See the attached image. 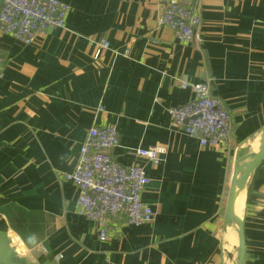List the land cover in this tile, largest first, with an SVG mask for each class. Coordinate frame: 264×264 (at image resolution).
Segmentation results:
<instances>
[{
    "label": "crops",
    "instance_id": "obj_1",
    "mask_svg": "<svg viewBox=\"0 0 264 264\" xmlns=\"http://www.w3.org/2000/svg\"><path fill=\"white\" fill-rule=\"evenodd\" d=\"M62 1L63 27L29 44L0 32V232L27 264H235L224 211L237 159L264 130V0H200L189 41L158 23L167 0ZM181 80L222 99L228 147H203L173 121L191 99ZM93 125L118 130L116 161L145 167L152 223L114 216L102 238L81 212L62 173ZM150 146L166 149L159 164L136 155ZM241 197L245 264H264V161Z\"/></svg>",
    "mask_w": 264,
    "mask_h": 264
},
{
    "label": "built area",
    "instance_id": "obj_2",
    "mask_svg": "<svg viewBox=\"0 0 264 264\" xmlns=\"http://www.w3.org/2000/svg\"><path fill=\"white\" fill-rule=\"evenodd\" d=\"M70 5L62 0H0V32L29 44L40 33L65 25ZM200 0H167L158 19L160 25L170 27L182 41L191 40L201 23ZM110 42L103 38L96 58ZM128 49L126 50V52ZM5 57L0 53V77ZM180 85L190 90L191 99L170 110L173 121L188 135L199 139L203 147H228L232 133L231 114L222 99L211 92L206 82ZM120 144L114 126H91L82 141L77 164L62 176L80 189L78 204L81 212L96 222L102 238L108 236V223L114 216L125 218L128 225L152 223L157 212L142 199L151 182L144 166L122 165L113 156ZM166 149L150 146L137 149L153 164H159Z\"/></svg>",
    "mask_w": 264,
    "mask_h": 264
},
{
    "label": "water",
    "instance_id": "obj_3",
    "mask_svg": "<svg viewBox=\"0 0 264 264\" xmlns=\"http://www.w3.org/2000/svg\"><path fill=\"white\" fill-rule=\"evenodd\" d=\"M264 161V130L262 131L258 151L243 155L237 159L234 174L231 179L227 203L224 211V232L228 235L231 231L237 237V260L235 264H245L246 247L245 236L241 218L236 214V202L244 193L255 170ZM0 264H27L12 244V240L0 232Z\"/></svg>",
    "mask_w": 264,
    "mask_h": 264
},
{
    "label": "bare ground",
    "instance_id": "obj_4",
    "mask_svg": "<svg viewBox=\"0 0 264 264\" xmlns=\"http://www.w3.org/2000/svg\"><path fill=\"white\" fill-rule=\"evenodd\" d=\"M237 205H238L239 208L242 207V197H241V195L238 197V200H237V202H236V214L238 215V217H239V216L241 217V213H240V211H239ZM235 247H237V244L235 245Z\"/></svg>",
    "mask_w": 264,
    "mask_h": 264
},
{
    "label": "rangeland",
    "instance_id": "obj_5",
    "mask_svg": "<svg viewBox=\"0 0 264 264\" xmlns=\"http://www.w3.org/2000/svg\"><path fill=\"white\" fill-rule=\"evenodd\" d=\"M162 11H163V10H162ZM242 201H243V199H242ZM242 204H243V202H242ZM242 213H243V212H241V216H242ZM240 218H241V217L239 216V219H240ZM233 244H234V246L237 244V239L234 240V243H233ZM231 249H232L233 252H235V253L237 252V247H231ZM235 256H236V257H235ZM236 260H237V255H234V261H236Z\"/></svg>",
    "mask_w": 264,
    "mask_h": 264
}]
</instances>
